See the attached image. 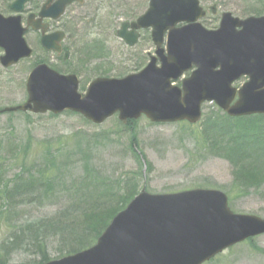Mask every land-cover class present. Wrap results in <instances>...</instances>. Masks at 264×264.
<instances>
[{
  "label": "rangeland",
  "instance_id": "374dc122",
  "mask_svg": "<svg viewBox=\"0 0 264 264\" xmlns=\"http://www.w3.org/2000/svg\"><path fill=\"white\" fill-rule=\"evenodd\" d=\"M11 1L14 0H0V11H5L4 6L7 7ZM45 1L31 0L27 9L35 10ZM199 1L208 11L207 17L201 22L208 30L214 31L219 27L224 12L231 13L240 20L264 16V0ZM102 2L106 8L102 6ZM148 2L149 0H95L89 4V7L95 8V13L99 8L95 30H87L89 25L82 26V22L78 28L67 29V48L71 51L68 63L57 61L52 58V54L44 55L45 59L60 73H78L82 83L79 89L81 93L87 88L91 76L109 73L110 77H121L140 72L149 63L150 54L153 55L155 51L149 33L141 32L142 38L134 49L123 48L115 33L123 22L135 21L144 14L148 10ZM113 5L120 8L115 11ZM213 7L214 15L209 11ZM113 10L115 14L112 13ZM88 14L92 15L89 11ZM120 14L129 19H121ZM78 33L81 38L74 39ZM95 50L98 51L92 52ZM34 57L40 59L41 56L35 53ZM107 57L110 58L109 62L99 61ZM33 59L12 67L11 73H0V108L24 103L27 98L25 82L31 72ZM190 74L191 71L185 73L183 78ZM183 78L177 82L178 87ZM245 82L247 79L242 78L233 86L239 89ZM201 110L202 122L212 120L210 118L213 117L218 120L222 116L220 112L216 115L218 109L211 103L203 105ZM202 122L199 123L196 135L188 128V123L152 124L145 117L125 126L116 115L96 126L82 116L71 113L56 117L27 113L0 116V172L3 173L0 194L4 195L5 187L16 175L22 174L25 180L28 179L26 168L29 165L36 164L43 169L48 160L47 163L55 171L51 178V194L46 196L43 191L45 187L37 185L38 191L33 199H37V202L34 205H20L18 199L14 198L13 190H9L4 196L0 195V207L7 206L4 218L0 219V244L13 232L11 223L7 224L3 220H15L12 222L14 225L49 218L52 221L61 210L63 212L73 203H81L84 198L89 203L86 199L91 195L92 202L97 197L94 193L103 191L93 184L98 182L97 177L111 185L112 190L117 193L114 192L117 195L115 198L124 193L127 198H132L144 189L155 195L200 188L214 189L228 196V206L235 214L264 219V174L258 173L261 172L260 164L264 161L253 160V165L246 167V163L234 160L239 158L237 154L228 156L231 160L217 156L212 148L202 146L203 141L210 139L201 130ZM252 125V121L246 123L243 129L245 134L254 132ZM25 153L30 156V160H23ZM245 168H253L254 172H245ZM30 174L37 179L35 172ZM74 188L80 189L81 195L76 194ZM70 190L74 191L69 192ZM25 193L23 191L21 196L26 195ZM41 194H44L42 199ZM115 206L116 202L112 208L103 207L100 211L112 210ZM94 210L97 208L92 209ZM67 221L73 223V219ZM84 222H87V218L84 220L82 216L66 227L81 228L85 225L93 230L104 226L95 221L87 224ZM77 235L89 237L82 231ZM47 247L45 254L50 260L60 258L58 238H50ZM40 260L39 255L29 247L11 254L8 264H37ZM207 264H264V236L235 245Z\"/></svg>",
  "mask_w": 264,
  "mask_h": 264
},
{
  "label": "water",
  "instance_id": "95a60500",
  "mask_svg": "<svg viewBox=\"0 0 264 264\" xmlns=\"http://www.w3.org/2000/svg\"><path fill=\"white\" fill-rule=\"evenodd\" d=\"M26 2L19 0L13 9L23 11ZM149 4L148 12L131 27L134 32L152 28L161 68L153 58L138 75L119 81L98 79L82 97L75 77H62L43 65L28 78V101L0 114L56 115L70 110L97 125L115 113L124 123L144 114L152 123L197 124L207 101L232 118L264 114V17L241 21L224 13L220 28L210 32L197 23L206 16L198 0ZM14 22L19 19L0 18L5 67L32 54ZM182 23L186 25L177 28ZM122 27L120 37L136 44L137 35L127 33L128 25ZM166 32L165 51L161 46ZM56 39L62 35L42 39L47 50L55 49ZM194 65L197 70L184 80L183 91L172 88L171 81ZM242 77L249 82L237 92L231 84ZM111 222L94 248L49 264H204L224 249L264 234V220L234 215L224 194L201 189L157 196L143 191Z\"/></svg>",
  "mask_w": 264,
  "mask_h": 264
},
{
  "label": "trees",
  "instance_id": "16d2710c",
  "mask_svg": "<svg viewBox=\"0 0 264 264\" xmlns=\"http://www.w3.org/2000/svg\"><path fill=\"white\" fill-rule=\"evenodd\" d=\"M218 112L220 111L218 110L216 115ZM210 119L212 120H207L208 122L204 121L201 124V130L206 132L207 137H210L207 141H203V147L207 148L208 146L210 149L212 148L213 152L218 154L217 156L226 157L228 160H231L229 158L231 155L237 154L239 158L234 160L238 163H246V167L252 166L253 160L264 161V117L261 116L251 117V119L234 120L230 118L228 119L226 116L222 115L218 120L215 117ZM253 120H256V122ZM248 121H252L253 124L251 128L253 127L254 132L251 133V136L245 134L243 130ZM255 125H258V127ZM188 128L191 131H194V134L197 135L199 126H197V128ZM261 140L263 141L261 142ZM210 141H213L214 143H211ZM1 147L2 143H0V149ZM47 157L48 155L43 159ZM30 159L31 158L28 154L25 153L23 155V160L28 161ZM47 161L45 162V167L43 169L39 168L36 164L29 165L26 168L28 179L25 180L22 174L16 175L13 179L14 181L12 180L5 187L3 194L5 195L9 190H13V192H15L14 198L18 199L20 205L25 206L36 204L37 199H33L36 198L35 193L38 191V189L36 190L37 185L45 187V190L43 191L46 196L51 194V188L53 186L51 178L55 171L49 166L50 164H48ZM260 166L262 170L258 173L264 174V162L260 164ZM252 169L253 168H245L244 170L245 172H254ZM30 172H35L37 179L33 177ZM2 177L3 173L0 172V190L2 187ZM97 179L98 182L93 184H96V188L99 187L100 189L101 187V190L103 191L100 193H94L97 197L93 199L92 202L90 201L91 195L86 199L89 203L85 201V198L81 203H73L71 206L64 209L63 212L61 210L52 221H50L49 218L48 220H39L35 222L28 221L21 225L20 223L14 225L12 222L15 220H3V222H7V224L11 223L13 232L7 237L6 241L0 244V264H8L9 256H11V254L18 252V250H27L29 247L41 258L40 262L37 264L49 262L50 258L46 256L45 250L48 248L47 242L50 238L59 239L60 249H58V255L60 258H62V256L73 255V253L81 252L83 249L93 246L92 244L100 235L99 233L103 231L104 227L107 226L114 216L121 212L131 199L134 198H127L128 196L125 193L124 195L115 198L114 196H117V193L112 190L111 185L105 180H100L98 177ZM74 189L77 191L75 192L76 194L81 195L80 189ZM23 191H26V195L21 196ZM73 191L74 190H70L69 192ZM44 194L40 195L41 199ZM114 202H116L114 209L100 211L103 207L112 208ZM93 208H97V210L92 211ZM6 209L7 206L0 207V219L4 218ZM82 216H84V220L87 218V222L95 221L103 223L104 226L96 227L93 230L83 229L82 233L89 235L88 238L84 235H77L81 229H76L74 227L67 229L66 225L72 223V221L68 222L67 220L73 219L74 223ZM87 222L84 223L87 224Z\"/></svg>",
  "mask_w": 264,
  "mask_h": 264
},
{
  "label": "flooded vegetation",
  "instance_id": "af4514ba",
  "mask_svg": "<svg viewBox=\"0 0 264 264\" xmlns=\"http://www.w3.org/2000/svg\"><path fill=\"white\" fill-rule=\"evenodd\" d=\"M30 1H29V3H30ZM56 1H60V0H52L50 6L53 5L54 3H56ZM94 1L95 0H76L70 6H66V10H65L64 14L62 15V17L61 18L59 17L57 19H53L52 17L51 18L39 17L40 12L42 10L41 8H42L43 3L39 7L34 8L35 10L27 9V6L29 4L26 7H24V13L21 15V21H22L21 25H22V28L25 30V41L28 43L30 49L33 50L32 59L33 58L34 59L32 62L33 63L32 67L30 68L31 71L35 67L43 66V65H46L50 69L56 68L55 66L53 67L52 65H49L50 63H48V61L45 59L44 55H47V54H52V58L56 59L59 62H62L63 64L68 63L67 61L71 57V51L67 48V42H68V38H69V36H68L69 33H68L67 29L72 30L73 27L78 28L80 23L82 22V24H81L82 26L89 25L86 28L87 30H95L94 28H95V25L97 22L96 13L99 10V8L96 9V13H95V11H94L95 8L89 7V4L93 3ZM102 6H104V2H102ZM113 6H114L115 11H116V9L118 10L120 8L119 6H115V5H113ZM104 8H106V6H104ZM88 11L92 15L88 14ZM115 11L113 10L112 13L115 14ZM2 13H3V16L7 17V18L10 16H16L14 13L12 14L9 11L8 12L2 11ZM82 14L84 15V18H82V16H83ZM31 15H33L34 18L29 20V17ZM122 15L123 14H120L119 16H122ZM120 18L125 19V20L129 19V17L123 18V16ZM120 18H119V21H120ZM30 23L32 25L35 24V28L33 26H30ZM117 23L118 22H116L115 25H117ZM58 33H64L65 36L63 38V42H60L58 39H56L55 41L57 44L53 45L55 47L53 52L47 51L43 46L42 39L44 37L51 38L52 35H55ZM81 33L82 32H80V34ZM96 33H98V30L96 31ZM80 38H81V35H79V33L74 37V39H77V40H79ZM57 47L59 48V51H57ZM122 47L124 48L123 45H122ZM97 51L98 50H95L92 52L96 53ZM35 53H38L41 56L40 59H38L37 57H34ZM2 55H3V50L1 49L0 50V56H2ZM32 59H30V60H32ZM30 60H27L26 62H29ZM107 60L109 62L110 58L107 57V58L99 59L100 62H105ZM90 63H91V61H90ZM12 71H13V69H11V68L9 70H1L0 69V73H11ZM57 72L60 73L59 71H57ZM61 74L62 75H75L72 73H65V74L61 73ZM76 75L79 78V81L81 83L80 76L78 75V73ZM125 76H126V74L121 76V77H110L109 73L108 74H97V76H94V77L91 76L90 77V82L96 81L97 79H108V78L119 79V78H123Z\"/></svg>",
  "mask_w": 264,
  "mask_h": 264
}]
</instances>
